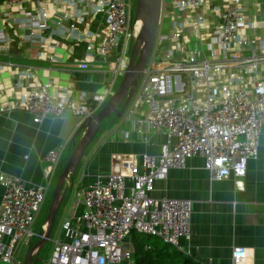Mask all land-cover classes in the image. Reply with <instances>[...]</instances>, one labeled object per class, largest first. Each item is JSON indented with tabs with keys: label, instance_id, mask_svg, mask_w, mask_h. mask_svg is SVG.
<instances>
[{
	"label": "built area",
	"instance_id": "built-area-1",
	"mask_svg": "<svg viewBox=\"0 0 264 264\" xmlns=\"http://www.w3.org/2000/svg\"><path fill=\"white\" fill-rule=\"evenodd\" d=\"M134 1L0 0V115L26 111L38 123L71 114L80 125L97 113L117 91V77L127 71L142 28L134 19ZM249 8L252 17L246 14ZM258 29H264V0L252 7L244 0H162L153 49L121 123L126 139L135 135L148 141L151 134L162 133L165 141L156 153L113 156L112 171L89 184L66 179L64 186L75 190V200L46 264H125L132 255L126 240L133 231L184 251L182 239L192 237V200L152 193L158 180L171 169L185 168L191 157L204 159L211 179L238 182L249 160L259 157L264 35L258 36ZM17 56L72 59L82 68L107 64L111 77L75 98L71 87L42 81L38 67L14 61ZM62 153L63 148H53L44 156V185L29 186L20 176L0 172L4 263L13 264L18 243L37 235L35 221ZM247 257V249L236 246L232 264H245Z\"/></svg>",
	"mask_w": 264,
	"mask_h": 264
},
{
	"label": "crops",
	"instance_id": "crops-1",
	"mask_svg": "<svg viewBox=\"0 0 264 264\" xmlns=\"http://www.w3.org/2000/svg\"><path fill=\"white\" fill-rule=\"evenodd\" d=\"M259 30L263 36L264 29H258L257 34ZM77 53L82 55L81 50ZM13 60L37 66L42 81L54 79L62 87H71V94L75 98L78 93L89 94L99 89L111 77L107 64L103 68H98L92 67V63L88 68H82L72 59L45 62L17 56ZM2 77L5 84L11 82L7 73H3ZM119 118L122 121V116ZM78 126V117L71 114L46 117L38 123L34 121V115L26 111L0 115V172L20 176L29 186L47 184L44 156L50 149L63 148L60 162L48 184L46 198L49 193L53 195L55 191L53 187L56 185L54 181L63 171L75 147L72 136ZM124 128L125 124L123 126L120 122L108 136H104L99 149L94 151L88 164L85 163L84 157L82 158L77 183L89 184L98 175L111 172L115 155L147 151L156 153L159 145L165 141L162 133L151 134L148 141L135 135L126 139ZM80 138H76V142ZM239 181L234 177L223 180L211 179L204 167V159L201 156H194L188 159L185 168L171 169L164 180H158L155 184L152 193L155 197L192 200V237L190 240L182 239V243L183 252L199 264H232V252L236 246L247 249L248 257L245 264H264V127L260 155L257 159L249 160L247 174ZM69 192L75 195V190L64 186L62 203L67 200ZM3 193L4 186L0 183V202ZM73 201L72 199L69 202L70 205L66 204L64 216L72 207ZM82 209L83 206L80 204L78 210ZM46 221L48 222V216L41 226L37 225L39 230L35 228L37 235L18 243L13 264H24L32 246L41 239L39 234L44 231L42 226ZM126 247L132 255L130 261L125 264H135L132 236L126 240ZM42 248L34 250L31 264L37 260L36 256L41 255ZM0 264L8 263H4L0 258Z\"/></svg>",
	"mask_w": 264,
	"mask_h": 264
},
{
	"label": "water",
	"instance_id": "water-1",
	"mask_svg": "<svg viewBox=\"0 0 264 264\" xmlns=\"http://www.w3.org/2000/svg\"><path fill=\"white\" fill-rule=\"evenodd\" d=\"M162 0H135L134 19H141L142 28L133 42L130 64L125 72L117 91L109 97L104 106L93 115L84 120L72 136L74 149L59 175L48 214V228L42 238L30 249L24 264H31L35 249L42 248L49 240L56 214L63 199V188L66 179L74 181L76 171L84 154L98 134L102 121L110 116H122L126 106L135 93L138 82L150 58L156 35L159 28V19ZM81 137L78 142L76 138ZM37 260L38 257L36 256Z\"/></svg>",
	"mask_w": 264,
	"mask_h": 264
},
{
	"label": "rangeland",
	"instance_id": "rangeland-1",
	"mask_svg": "<svg viewBox=\"0 0 264 264\" xmlns=\"http://www.w3.org/2000/svg\"><path fill=\"white\" fill-rule=\"evenodd\" d=\"M257 2H263V0H244V3L246 5L251 6V7L254 5V3H257ZM246 14H248V15H250L252 17L253 14H254L253 9L252 8L247 9L246 10ZM258 19H263V15H259L258 16ZM261 33H262V31L259 30L258 36H262ZM122 78L123 77L120 76V75L117 77L116 89L118 88V86H119ZM120 122H121V120H120L119 117L114 120L113 117H111V116L105 118L102 121L101 128H100L98 134L96 135V137L94 138V140L92 141V143L89 145V147L87 148V150H86V152L84 154V161H85V163L88 164L90 162V160H91L90 159L91 156L94 154V151L97 150V149H99V147L101 145V141L103 140L102 138L104 136H108L109 133L114 128H116L117 125H118V123H120ZM80 173H81V165L78 167L77 172H76V175H75V178H74L75 185L77 184V182H79ZM58 176L56 177V179L54 181V185L56 184V181L58 179ZM55 186L53 187V190H55ZM52 198H53L52 193H49V196H47V198H46L45 205H44V207L42 209V212H41L40 216L37 217V219L35 221V224H36V227L35 228L37 230H39V227L37 225L41 226V224L44 222V220L46 219V217L49 214L50 204H51ZM72 199L75 200V195L73 196V193L72 192H69L68 193V196H67V200L64 203H62L60 209L58 210V212L56 214V218H55V222H54V228H53V231H52V233L50 235V238L46 242V244L43 246L42 251H41V255L38 257V260H36L33 264H46V261L48 260V258L51 255V252H52V248H53V242H52V240L55 237H57V235L59 233V229L61 227V223H62V221H63V219L65 217L64 216V214H65L64 208H65L66 204L67 205H70L69 202ZM150 239L153 241V240H155V237H151Z\"/></svg>",
	"mask_w": 264,
	"mask_h": 264
},
{
	"label": "trees",
	"instance_id": "trees-1",
	"mask_svg": "<svg viewBox=\"0 0 264 264\" xmlns=\"http://www.w3.org/2000/svg\"><path fill=\"white\" fill-rule=\"evenodd\" d=\"M62 202L63 199L60 207ZM131 236L135 247V264H199L185 252L158 238L152 241L151 236L138 231H133ZM147 244L151 246L149 249L146 248Z\"/></svg>",
	"mask_w": 264,
	"mask_h": 264
},
{
	"label": "bare ground",
	"instance_id": "bare-ground-1",
	"mask_svg": "<svg viewBox=\"0 0 264 264\" xmlns=\"http://www.w3.org/2000/svg\"><path fill=\"white\" fill-rule=\"evenodd\" d=\"M139 24H140V25L142 24V21H141V19H139Z\"/></svg>",
	"mask_w": 264,
	"mask_h": 264
}]
</instances>
